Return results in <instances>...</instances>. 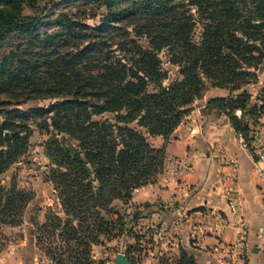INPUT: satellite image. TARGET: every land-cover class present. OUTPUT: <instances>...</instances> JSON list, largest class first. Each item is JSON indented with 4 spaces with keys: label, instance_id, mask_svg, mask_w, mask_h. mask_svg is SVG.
Wrapping results in <instances>:
<instances>
[{
    "label": "trees",
    "instance_id": "16d2710c",
    "mask_svg": "<svg viewBox=\"0 0 264 264\" xmlns=\"http://www.w3.org/2000/svg\"><path fill=\"white\" fill-rule=\"evenodd\" d=\"M33 1L0 0V39L22 35L0 56V252L3 231L24 223L34 197L1 179L26 156L35 128L50 136L45 149L56 169L48 180L59 202V213L34 224L35 246L51 264H95L93 248L130 234L138 214L113 205L161 174L171 135L208 89L227 91L206 109L236 134L248 132L242 117L264 112V0H100L106 15L97 27L72 14L50 18L46 7L22 17ZM162 52L177 68L168 85ZM258 74L261 105L248 110ZM35 100L53 103L15 108ZM157 137L160 148L150 143ZM166 264L197 263L180 249Z\"/></svg>",
    "mask_w": 264,
    "mask_h": 264
},
{
    "label": "crops",
    "instance_id": "0c3cea01",
    "mask_svg": "<svg viewBox=\"0 0 264 264\" xmlns=\"http://www.w3.org/2000/svg\"><path fill=\"white\" fill-rule=\"evenodd\" d=\"M192 110L165 147L158 179L131 202L167 209L168 235L197 264H264V195L254 160L229 121L197 120Z\"/></svg>",
    "mask_w": 264,
    "mask_h": 264
},
{
    "label": "rangeland",
    "instance_id": "374dc122",
    "mask_svg": "<svg viewBox=\"0 0 264 264\" xmlns=\"http://www.w3.org/2000/svg\"><path fill=\"white\" fill-rule=\"evenodd\" d=\"M98 1L100 0H75L72 2L71 0H34L22 5L21 16L39 15L38 10L46 7L43 13L44 15L49 13L48 17L50 18H54V15L58 14H72L78 17L81 23L90 27H97L100 25L102 17L106 15L105 8ZM54 30L53 26H49L41 28L40 32H52ZM127 31L130 32L131 29L129 28ZM21 36L20 33H10L6 38L0 39V56L14 50L18 44H21ZM199 36L200 28L197 27L194 32V39L198 40ZM159 56L163 62L164 70L168 72L169 80L164 83L168 85L176 78L177 68L166 62L165 52ZM262 80V74H258L257 86L252 85L248 88V93L251 95L248 110L261 105L260 84ZM227 95L225 90L208 89L203 97L192 106V111L197 120L202 119L203 116L215 115L228 121L216 110L206 109L208 113L205 110L204 114L201 112V109L210 99L227 97ZM52 103L51 100H35L15 108L30 113L37 108H48ZM236 115L241 118V113L236 112ZM241 119L243 124L247 125L248 132L240 134L241 139L238 138L239 134H236V138L247 149L255 162L257 156L264 152V112H257L253 116H245ZM190 121L191 119H187L184 122ZM58 138L60 139V137ZM49 140L50 136L46 132L39 133L34 128L26 156L1 179V185L7 186L12 178L18 189L32 192L34 197L27 206L24 223L20 227L3 231L5 247L0 252V264H51L38 251L34 238V224L44 223L50 212L59 213V202L53 191V186L48 180L51 172L56 169L45 149V143ZM150 143L153 146H158L162 144V140L154 139ZM159 175L155 177L153 182L158 179ZM113 206L125 216H132L134 212H138V214L136 220L129 224L130 234L114 241H104V245L93 248L92 259L95 264H119L117 256L120 254L124 255L130 264H166L178 257L179 248L175 246V242L172 240L174 235H168L170 234L169 224L171 222L167 219V209H163L159 203L137 204L131 201L126 205L117 202ZM184 251L193 254L189 250Z\"/></svg>",
    "mask_w": 264,
    "mask_h": 264
},
{
    "label": "built area",
    "instance_id": "2783aa9c",
    "mask_svg": "<svg viewBox=\"0 0 264 264\" xmlns=\"http://www.w3.org/2000/svg\"><path fill=\"white\" fill-rule=\"evenodd\" d=\"M238 138H242L240 134L238 135ZM254 167L262 184L261 186L264 195V152L257 156L256 161L254 162Z\"/></svg>",
    "mask_w": 264,
    "mask_h": 264
},
{
    "label": "water",
    "instance_id": "95a60500",
    "mask_svg": "<svg viewBox=\"0 0 264 264\" xmlns=\"http://www.w3.org/2000/svg\"><path fill=\"white\" fill-rule=\"evenodd\" d=\"M117 261L119 262V264H130V262L125 258V256L121 254L117 256Z\"/></svg>",
    "mask_w": 264,
    "mask_h": 264
}]
</instances>
